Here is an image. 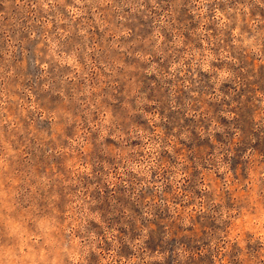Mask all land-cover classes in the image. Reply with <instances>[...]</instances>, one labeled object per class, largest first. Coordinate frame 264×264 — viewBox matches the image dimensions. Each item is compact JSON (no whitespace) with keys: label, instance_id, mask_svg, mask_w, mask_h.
I'll return each instance as SVG.
<instances>
[{"label":"rangeland","instance_id":"374dc122","mask_svg":"<svg viewBox=\"0 0 264 264\" xmlns=\"http://www.w3.org/2000/svg\"><path fill=\"white\" fill-rule=\"evenodd\" d=\"M0 264H264V0H0Z\"/></svg>","mask_w":264,"mask_h":264}]
</instances>
